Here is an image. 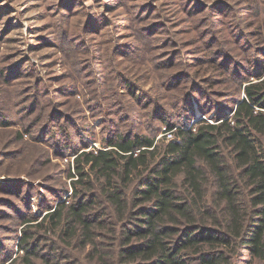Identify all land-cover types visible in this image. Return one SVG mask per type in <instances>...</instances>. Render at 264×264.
Returning <instances> with one entry per match:
<instances>
[{
    "label": "trees",
    "instance_id": "16d2710c",
    "mask_svg": "<svg viewBox=\"0 0 264 264\" xmlns=\"http://www.w3.org/2000/svg\"><path fill=\"white\" fill-rule=\"evenodd\" d=\"M240 2L247 4L249 11L257 7L255 0ZM214 5L205 9L203 6L201 13ZM254 15L255 29L260 30L262 13ZM96 27L95 22H89L87 33L96 31ZM110 43L98 46L95 56L89 58L87 72L104 95L110 88L101 87L106 80L103 60H118V55H126L125 50L108 46ZM143 59L153 62L151 58ZM202 63L205 69L213 67L212 60ZM244 72L246 75L238 70L234 73L238 86L243 85L242 80L248 81L242 87V97L231 98L230 103L212 100L200 105L197 112L193 110L192 98L198 99L201 89L192 87L181 96L170 95L165 87L170 73H160L165 78L164 91L152 102L149 112L155 122L165 123L166 130H174V137L156 141V135L133 129L120 132L119 122L124 117L120 116L111 120L112 128L101 139L102 147L91 150L87 149L96 139L80 122L79 114L66 113L55 102L54 96L58 97L60 91L45 88L40 80L27 86L29 90H24L14 115L0 112V126L8 128L20 123L17 141L29 145L19 161L5 167L13 170L14 176L33 175L23 165L30 158L44 165L51 163L49 155L75 158L68 172L71 183L62 194L71 195L51 208L40 222L27 221L31 225L18 242L23 255L16 261L264 264V63L262 68ZM26 73L25 66L17 65L0 75L8 87ZM183 75L177 73L175 78ZM119 76L125 91L135 98L136 104H141V96L136 94L141 91L139 86H134L127 72ZM48 102H52V107L47 111ZM162 103L179 105L167 115ZM128 107L132 109L133 105ZM4 109L8 111V107ZM186 113L190 120L208 114L212 122L202 119L188 129ZM175 115L184 117L183 125L178 126ZM98 119L103 125L102 118ZM25 135L36 144L27 142ZM17 155L20 152L2 154L0 164L4 157ZM5 183H0V191L5 193L17 186L14 181ZM6 185L8 188L3 191ZM34 229L38 237L42 234L30 242ZM43 240L50 242L49 257L38 252V241Z\"/></svg>",
    "mask_w": 264,
    "mask_h": 264
},
{
    "label": "rangeland",
    "instance_id": "374dc122",
    "mask_svg": "<svg viewBox=\"0 0 264 264\" xmlns=\"http://www.w3.org/2000/svg\"><path fill=\"white\" fill-rule=\"evenodd\" d=\"M242 2L0 0V72L3 74L17 65L25 66L27 72L8 87L3 85L4 76L0 75V112L14 115L29 90L27 86L40 80L45 88L59 90V96H54L55 102L66 113L79 114L80 122L92 132L96 141L87 150L102 147L101 139L112 128L111 120H118L120 116H124L119 122L120 132L133 129L156 135V141H169L174 137V130L169 131L173 134L169 137L165 123L155 122L149 112L152 102L164 91L165 78L160 73H170L165 83L170 95L181 96L192 87L201 89L198 99L192 98L196 111L212 100L230 103L231 98L242 97V87L248 81L242 80L241 87L234 83L236 70L246 75L244 69L262 68L264 5L260 2L264 0H255L257 7L251 11ZM209 4H215L214 8L201 13L202 7L205 9ZM258 13H262L260 30L255 29L254 14ZM91 21L97 25L96 31L87 33L86 26ZM107 42H111L108 46L125 50L126 55H118V60L107 57L103 60L106 80L101 87L110 88L104 95L87 72L89 58L95 56L99 45ZM143 58H151L153 62ZM210 60L213 67L205 69L202 62ZM120 72H127L134 86L141 89L136 93L141 96V104H136L135 98L125 91ZM180 72L185 75L175 78ZM51 103L46 104L47 111ZM131 104L133 107L129 109ZM162 104L167 115L179 105ZM207 115L203 118L212 122ZM184 117L189 121L188 129L202 120L200 116L190 120L189 113ZM184 117L174 116L178 126L183 125ZM98 118H102L103 125H99ZM20 128V123L8 128L0 126V156L20 152L14 157H4L0 164V183L14 181L17 185L13 189H7V185L2 187L9 193L0 191V264H19L16 259L23 252L18 242L31 225L27 221L40 222L51 208L71 195L62 194L71 183L68 172L73 168V155L64 159L49 155L47 159L51 163L47 165L30 158L23 165L33 175L14 176L13 170L5 167L19 161L29 147L17 141L16 130ZM25 140L36 144L29 135H25ZM32 233L30 242L40 239L42 234L38 237L37 229ZM38 244L40 255L49 257L50 242L43 240Z\"/></svg>",
    "mask_w": 264,
    "mask_h": 264
},
{
    "label": "built area",
    "instance_id": "2783aa9c",
    "mask_svg": "<svg viewBox=\"0 0 264 264\" xmlns=\"http://www.w3.org/2000/svg\"><path fill=\"white\" fill-rule=\"evenodd\" d=\"M201 119L209 120L206 117L205 118L201 117ZM168 135H169V137H172L173 136V134L171 132H169V131H168Z\"/></svg>",
    "mask_w": 264,
    "mask_h": 264
}]
</instances>
